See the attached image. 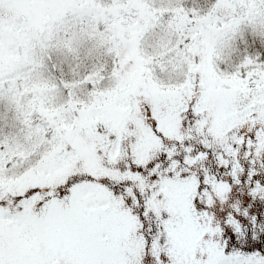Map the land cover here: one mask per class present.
Instances as JSON below:
<instances>
[{
  "label": "snow or ice",
  "instance_id": "6c2138e0",
  "mask_svg": "<svg viewBox=\"0 0 264 264\" xmlns=\"http://www.w3.org/2000/svg\"><path fill=\"white\" fill-rule=\"evenodd\" d=\"M0 264H264V0H0Z\"/></svg>",
  "mask_w": 264,
  "mask_h": 264
}]
</instances>
